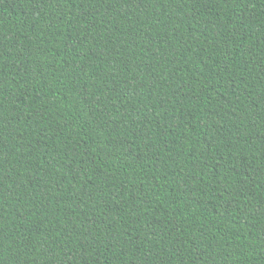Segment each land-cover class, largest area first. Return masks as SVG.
Instances as JSON below:
<instances>
[{
  "label": "trees",
  "instance_id": "trees-1",
  "mask_svg": "<svg viewBox=\"0 0 264 264\" xmlns=\"http://www.w3.org/2000/svg\"><path fill=\"white\" fill-rule=\"evenodd\" d=\"M0 264H264V0H0Z\"/></svg>",
  "mask_w": 264,
  "mask_h": 264
}]
</instances>
